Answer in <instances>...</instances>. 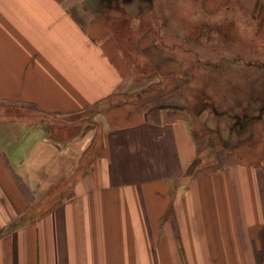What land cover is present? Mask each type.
I'll list each match as a JSON object with an SVG mask.
<instances>
[{
	"label": "crops",
	"instance_id": "crops-1",
	"mask_svg": "<svg viewBox=\"0 0 264 264\" xmlns=\"http://www.w3.org/2000/svg\"><path fill=\"white\" fill-rule=\"evenodd\" d=\"M125 5L0 0V264H264V135L211 152L196 89L221 70L181 53L264 0Z\"/></svg>",
	"mask_w": 264,
	"mask_h": 264
},
{
	"label": "rangeland",
	"instance_id": "rangeland-1",
	"mask_svg": "<svg viewBox=\"0 0 264 264\" xmlns=\"http://www.w3.org/2000/svg\"><path fill=\"white\" fill-rule=\"evenodd\" d=\"M127 1L129 0H94V6L98 5L102 10L120 9L132 12L125 5ZM225 20L224 25L232 24L237 29L234 27L235 32L230 35L222 34L221 48L216 45L215 49L200 51L190 44L188 47L183 46L185 50L181 52L189 55L190 63L195 69L204 63L214 62L221 70V81L214 83L218 89L212 91L213 82L202 81L206 76L201 77L196 89L201 94L197 95L196 100L198 115L194 114L193 119L199 117V122L204 123L205 126L200 127L205 131L206 137H210L211 152L219 146L216 139L227 134L225 132L228 131L229 123L235 125L237 131L251 132L253 143L259 135H264V19L254 14L252 20L249 17ZM243 20H249V23L247 28L241 30ZM225 38H230L232 44L225 43ZM175 50L177 49L174 52ZM206 67L213 69L211 65L206 64Z\"/></svg>",
	"mask_w": 264,
	"mask_h": 264
}]
</instances>
